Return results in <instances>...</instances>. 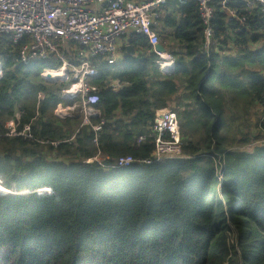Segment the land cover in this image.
<instances>
[{
    "label": "trees",
    "instance_id": "16d2710c",
    "mask_svg": "<svg viewBox=\"0 0 264 264\" xmlns=\"http://www.w3.org/2000/svg\"><path fill=\"white\" fill-rule=\"evenodd\" d=\"M231 8L238 20L214 3L216 38L235 45L230 54H206L197 2L174 0L160 20L169 32L158 35L172 73L139 36L128 41L136 58L123 46L118 66L98 60L97 144L79 115L55 117L78 102L62 95L72 82L41 77L61 66L25 64L0 38V264H264V14ZM113 82L125 87L114 92ZM175 101L183 157L155 162L148 129ZM17 116L31 139L7 137ZM99 154L108 167L134 164H86Z\"/></svg>",
    "mask_w": 264,
    "mask_h": 264
},
{
    "label": "built area",
    "instance_id": "2783aa9c",
    "mask_svg": "<svg viewBox=\"0 0 264 264\" xmlns=\"http://www.w3.org/2000/svg\"><path fill=\"white\" fill-rule=\"evenodd\" d=\"M199 7L201 22L204 26V46L202 50L210 54H230L235 48L233 43L222 46L216 38L213 21L214 3L218 2L223 10L228 11L230 21L238 20V12L231 5L246 4L254 10L260 8L264 14V0H195ZM168 0H150L136 3L131 0H0V38H9L18 50V59L27 64L31 62L50 61L60 65L56 71L45 70L43 79L58 78L53 74L63 73L59 80L72 84L62 91L64 99L78 100L73 106L59 105L55 115L60 120L75 117L79 111L82 127H91L95 133L94 143L98 142L105 121L92 126V121L100 118L97 109L99 89L92 84L98 77L97 62L103 61L108 66H118L122 58L119 54L118 41L123 36H139L145 38L159 58L160 71L167 75L174 70V58L155 52L160 44L161 14ZM221 49V51H220ZM96 58H99L95 60ZM169 64V68H163ZM1 69V65H0ZM1 78V73H0ZM47 81V80H46ZM50 82V81H48ZM114 86L124 88L117 82ZM157 119L149 127L155 144V162L181 159L182 145L180 126L177 115L166 110L159 111ZM18 119V117H17ZM7 137L32 138L27 127L19 128V121L6 125ZM146 136L139 138L140 142ZM41 145H46L40 142ZM57 146V143H53ZM108 158L99 155L86 164L96 162L104 168H127L134 164L131 157L116 160L111 166L104 164ZM151 164V161H144Z\"/></svg>",
    "mask_w": 264,
    "mask_h": 264
},
{
    "label": "rangeland",
    "instance_id": "374dc122",
    "mask_svg": "<svg viewBox=\"0 0 264 264\" xmlns=\"http://www.w3.org/2000/svg\"><path fill=\"white\" fill-rule=\"evenodd\" d=\"M121 40V39H120ZM120 40L118 41V48H119V42H120ZM57 77V76H56ZM121 89V88H120ZM176 106H177V102L175 101V102H173L171 105H170V107H168L167 109H166V111H169V112H173V109L174 108H176ZM259 104H256L255 106H253V111H254V113L256 114L255 115V117H254V120H253V122H252V124H251V129L249 130H247L248 132H246L245 133V135L246 134H248L250 137H251V140L256 136V129H255V124L257 123V119L260 117V119L262 118V111H260V109H259ZM162 111V110H161ZM157 119V118H156ZM178 120V119H177ZM155 123V122H154ZM178 123H179V121H178ZM238 125H242V122H238ZM179 126H180V123H179ZM236 126V124L234 125V127ZM233 131H234V128H233ZM233 131L231 132V133H229L228 134V138H231L233 135H234V133H233ZM264 136V135H263ZM180 138H181V133H180ZM239 139H242V137L241 136H237V140H239ZM256 144V143H255ZM259 145H262V143H258ZM264 144V143H263ZM248 149V151H250L252 148H251V146H248L247 147ZM3 182H2V180L0 179V187H3L4 188V186H3V184H2ZM5 189V188H4ZM6 190V189H5ZM5 194H7V190L4 192V194H2V195H5Z\"/></svg>",
    "mask_w": 264,
    "mask_h": 264
},
{
    "label": "crops",
    "instance_id": "0c3cea01",
    "mask_svg": "<svg viewBox=\"0 0 264 264\" xmlns=\"http://www.w3.org/2000/svg\"><path fill=\"white\" fill-rule=\"evenodd\" d=\"M131 1H134V2H136V3H143V2H148V1H150V0H131ZM171 1H174V0H171ZM170 1V2H171ZM164 14H165V12H164V10H163V12H162V14H161V19H162V17L164 16ZM164 30V28L162 27V25H161V29H160V31H163ZM163 32H169L168 30H164ZM121 39V38H120ZM130 40V37L129 36H126V37H123L121 40H120V42H119V54L121 53L120 52V50H121V48L123 47V46H129L128 45V41ZM170 45L171 46H173V47H175L176 48V46H174V44L172 43V42H170ZM135 50V49H134ZM120 56H121V58H123L122 57V54H120ZM54 77H56V75L54 76ZM114 84H116V82H113L111 85H109L110 87H112V88H114L115 90H113L114 92H116L117 90H119L120 88H118V86H114ZM63 107H65V106H63ZM70 107V106H69ZM58 108V107H57ZM79 114V111H77L76 112V114L75 115H78ZM17 117H18V119H17ZM16 117V120H13V121H10V122H8L7 124H9V123H11V122H17L18 120H19V116H17ZM55 117H56V115H55ZM56 119L58 120V121H64V120H60L58 117H56ZM68 119H71V117L70 118H68ZM6 124V125H7ZM58 144V143H57ZM59 145V144H58ZM99 155H102V156H104L105 158H108L107 156H105V155H103V154H99ZM98 155V156H99Z\"/></svg>",
    "mask_w": 264,
    "mask_h": 264
},
{
    "label": "water",
    "instance_id": "95a60500",
    "mask_svg": "<svg viewBox=\"0 0 264 264\" xmlns=\"http://www.w3.org/2000/svg\"><path fill=\"white\" fill-rule=\"evenodd\" d=\"M125 50H126V53H127L128 56H131V57H134V58L137 57V54H136V52H135V50H134V48L132 46H126ZM155 52L158 53V54H161V55L167 54V51L164 48V46H162L160 44L155 47ZM59 79L60 78L51 79L50 76H49V78L46 79V80L50 81V82H54V81L59 80Z\"/></svg>",
    "mask_w": 264,
    "mask_h": 264
},
{
    "label": "bare ground",
    "instance_id": "6f19581e",
    "mask_svg": "<svg viewBox=\"0 0 264 264\" xmlns=\"http://www.w3.org/2000/svg\"><path fill=\"white\" fill-rule=\"evenodd\" d=\"M171 0H168V2H170ZM131 36H134V35H131ZM131 36H129V37H131ZM123 37H126V36H123ZM123 37H121V39L123 38ZM166 55V54H165ZM97 59H99V58H96L95 60H97ZM169 66H171V65H169V64H166V65H164L163 66V68H169ZM57 76L58 78H60V77H62L64 74L63 73H57V74H53V76ZM117 83V82H116ZM3 193H2V189H1V187H0V195H2Z\"/></svg>",
    "mask_w": 264,
    "mask_h": 264
}]
</instances>
